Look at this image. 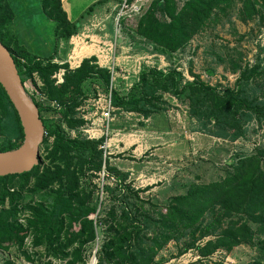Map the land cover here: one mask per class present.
<instances>
[{"label": "trees", "instance_id": "obj_1", "mask_svg": "<svg viewBox=\"0 0 264 264\" xmlns=\"http://www.w3.org/2000/svg\"><path fill=\"white\" fill-rule=\"evenodd\" d=\"M110 1L93 2L75 20L69 18L62 0H40V6L54 24L58 46L78 34L82 19ZM237 1L186 0L179 7L177 0H152L148 10L131 25V31L161 51L176 53L220 14L227 15ZM240 1L242 16L251 20L259 1ZM14 21L9 1L0 0V41L13 58L29 99L38 108L45 137L38 166L28 173L0 177V250H17L29 263L55 259L86 264L89 248L98 240L97 264H153L159 251L175 238L188 236L183 252L196 248L203 257L219 249L251 245L259 238L256 264H264V145L255 147L252 154L235 156L227 165L231 171L224 177L208 184H191L186 194L160 207L141 196L145 190L135 189L128 173L110 166L100 149L105 138L88 140L69 135L85 125L77 111L86 99L83 86L96 80L108 92L110 70L100 67L96 57L84 59L79 68L71 70L68 64L54 63L55 55L34 53L14 32ZM231 65L233 73L240 75L235 88L225 90L206 84L198 75L187 81L176 69L164 72L145 66L128 93L111 90L114 114L132 113L147 120L167 112L165 96L170 95L189 106L190 119L203 129L212 126L217 130L214 136L244 140L251 126L264 127V100L257 93L264 67L260 62L245 68L234 62ZM60 70L65 71L63 83L56 85L52 77ZM34 76L42 87L36 89ZM27 81L31 89L25 86ZM38 91L58 109L41 104ZM49 116L56 118L47 124ZM22 142L18 115L0 86V152L13 151ZM103 169L116 183L104 186L105 204L99 205L98 199L94 200L97 185L86 181ZM209 237L214 239L196 245ZM3 264L15 263L7 260Z\"/></svg>", "mask_w": 264, "mask_h": 264}, {"label": "rangeland", "instance_id": "obj_2", "mask_svg": "<svg viewBox=\"0 0 264 264\" xmlns=\"http://www.w3.org/2000/svg\"><path fill=\"white\" fill-rule=\"evenodd\" d=\"M8 1L15 13V27L13 26V30L14 32L15 30L17 31L20 40L33 49L35 53H39L38 43L41 38L42 42L46 43V47L53 43L54 49V38H47L48 34L43 36L40 31L41 24L45 20L41 15L40 0ZM62 1L71 20L77 19L87 6L95 2V0ZM112 1L111 5L107 3L109 6L106 7L108 8L103 7L104 5L98 7L90 17H85L80 23L78 34L73 37H82V33L85 32L87 35L86 43L84 41L78 43L76 39L71 42V38L69 42L63 44L60 54H55L54 62H67L74 48L75 53H77L82 49L91 50V45L99 44L104 50L108 49L106 47L111 46L112 50L119 51H117L115 56L117 62L114 64L115 71L119 75L117 76L115 73L112 85L113 89L121 94L128 93L132 86L138 82L140 71L145 66L157 68L164 72L176 69L183 74L187 81H193L194 77L198 75L203 82L217 87L219 90L235 88L236 80L240 74L239 72L233 73L231 62L240 65L242 68L252 67L260 62L261 66L264 67V9L262 8V0H258V5H256L257 12L251 20H247L246 17L242 16L243 4L238 0L232 9L227 11V15L220 14L219 19L211 23L203 33L193 38L184 49L172 54L157 49L153 44L131 31V25H135L137 17L148 10L152 0H134L132 4H127L126 0ZM177 1L179 7L186 2V0ZM93 16H98L97 20L103 19V21L99 22L100 24L93 22L94 24L92 23L91 25L88 19ZM157 16L161 20L164 19L160 13H157ZM90 31L92 32L91 34ZM88 35L93 37L97 35V37L96 39H91ZM98 38H100L99 42H97ZM46 51L40 52L45 54ZM132 54L137 56L135 59L141 60V68L136 71H134V63L127 62L124 59V57H129ZM81 55H84V53H81ZM109 58L111 56L107 55V53L101 55L99 66L107 67L110 65ZM116 67L119 68L116 69ZM34 83L36 84V89L42 87L41 81L36 76H34ZM25 86L27 89L32 88L30 81H27ZM257 88L258 95L264 100V79L258 81ZM83 89L86 99L82 105H85L89 100L95 99L99 93H108L96 80L88 81L83 86ZM38 92L41 93L40 91ZM165 100L169 102L167 112L156 115L157 117L152 125L153 130L149 131L155 132L153 134H157V132L167 133L166 135L164 134L167 137V141L163 143L168 144L162 147L167 145L177 147L178 156H172L169 154L171 151L165 150L161 153L163 158L156 153L157 160L154 163H157L156 166L159 171L156 169L151 171V176L149 175V177L153 181L148 183L145 188H139L140 183L138 184L137 179L135 181L129 179V182H134L132 184L135 189L145 190L141 194L142 197L151 199L152 202L160 205V207H165L175 197L186 194L191 184H208L224 177L226 172L231 171V168L227 167V165L232 164L235 156L238 158L252 154L255 147L264 145V127L251 126L249 135L244 140L230 141L229 139H222L213 135V132H217V130L213 129L212 126L203 129L200 123L196 120H191L187 104L170 95H166ZM79 114L78 112V117L80 116ZM118 115L136 114L123 113ZM55 118V116L46 117V123H52ZM118 122L123 124L122 126L125 127L124 130L126 132L144 130V127L139 126V124L137 127H133V125L137 124L133 118L128 121L120 118ZM113 123H117L115 119ZM69 135L73 137L70 132ZM155 149L158 148H152L153 153ZM112 151L111 149L108 152L109 155L107 154L108 160L112 155ZM129 151L130 149L120 152L116 154V157L125 164H129L128 159L130 158L127 154L130 153ZM149 151L151 150L147 152ZM42 153L41 149V159ZM154 176L156 178L153 179ZM90 180L92 184L98 187L94 200L96 201L97 198L99 205L100 202L105 204L106 195L105 192L101 193L102 183L100 177L97 175V177L87 180L86 183L89 184ZM188 239L189 237L187 236L171 240L159 251L153 264H256L259 262L257 258L258 249L262 241L259 238H255L251 245H240L230 251L219 249L207 257L201 256L196 248H189L183 252ZM211 239H214V237L200 240L196 245L202 246ZM97 244L98 240L89 248L86 264H93L92 259L93 257L96 258L94 252ZM7 260H11L15 264H66V262L55 259H47L45 262L39 259L35 263H29L17 250H11L10 252L0 250V264Z\"/></svg>", "mask_w": 264, "mask_h": 264}, {"label": "crops", "instance_id": "obj_3", "mask_svg": "<svg viewBox=\"0 0 264 264\" xmlns=\"http://www.w3.org/2000/svg\"><path fill=\"white\" fill-rule=\"evenodd\" d=\"M111 3H113L112 0H111V2H108L109 5H111ZM25 4H27V3H25ZM108 4L104 5L103 7L108 8V7H106V6H109ZM98 7H100V6H98ZM40 8H41V6H40ZM95 11L96 10H94V12ZM40 14H41V12H40ZM41 15L43 16V18L45 20L41 24L40 31L42 32L43 36H46L48 34L46 36L47 38H50V37L54 38V36H53V34H54V24H53V22H51L50 20H48L45 17V15L43 14V11H42ZM90 16L91 15H89L88 17H90ZM28 17H30V16L28 15ZM97 18H98V16H93L92 18L88 19V21L91 23V25H92L93 22L94 23L97 22L98 24H100L99 22H102L103 19L97 20ZM84 19H82V21ZM14 27H15V24H14ZM15 33H16V35L18 34L16 30H15ZM91 33L92 32L90 31V34ZM82 34L85 37H87L85 32H83ZM106 35H108V34H106ZM88 36H90L91 39L92 38L96 39V37H97V35H94L96 37H93L91 35H88ZM109 36H110V34H109ZM100 38L104 39L103 37H100ZM100 38H98L97 42H99ZM41 39H40V41L38 43V51H39V53H36V54H38L40 56H52V55H55V54H60V51L62 50V47L64 46L63 45L64 43H60L59 46H57L55 44V47L53 49V43L49 44V46L46 47L45 46L46 43L42 42ZM23 45L26 48H28L29 50L33 51V49L28 47V45H26L24 42H23ZM57 48H58V51H57ZM40 51H46V53L45 54H43V53L41 54ZM102 52H103V49H102V47L99 44L93 45V47H91V50L82 49L81 51H79V52L74 54V56H73L74 64L78 65L84 58H90V57H96L99 60V62H101L100 58H101V55H103ZM81 53H84V55H81ZM130 58L134 59V58H137V56L132 54V55H130ZM64 63H66V62H64ZM130 63H133V62L130 61ZM58 64L60 65V62H58ZM115 116H116L115 120H116L117 123H112V125H111V135H112V137H111V140H110V146L112 147L111 149L114 152L112 151V155H111V157L109 159L110 160L109 162L111 163L110 166L115 167L116 169H118L122 173H128L130 180H133V181H135L136 179L138 180V184L140 183L139 188H145L148 183L153 181L152 178L149 177V175L151 176V171L152 170L154 171L155 169L159 171V168L156 166L157 163H154L157 160L156 153L159 154L160 157L163 158L161 153H162V151L165 150V151H168V152L171 151L169 154L172 155V156L173 155L178 156L179 152H177V147H173V146L171 147L169 145H167L166 147H162L165 144H168V143H165V144L163 143L164 141H167V139H166L167 137L164 136V134L166 135L167 133L163 134L162 132L161 133L157 132V134H153L155 132L152 133V132L149 131V130H153L152 129L153 128V126H152L153 125V121L155 120V118L157 116H154V117L149 118L147 120H144L141 117H138L136 115H115ZM119 117L123 118V119H125L127 121L133 118L137 122V124L133 125V127H137L140 122H143L144 126H141V127H144V130H132L130 132H126L124 130L125 127L122 126L123 124H120V122H118L120 120ZM139 126H140V124H139ZM152 148H158V149H155L154 150L155 152L153 153L152 152ZM129 149H130L129 152L131 153V154L127 153L129 158H130V159H128L129 160V162H128L129 164H125L121 159H118L116 157V154H118L120 152L128 151ZM148 150H151V151L147 152ZM114 153H115V155H113ZM162 170H163V167H162ZM154 178H156V177L154 176L153 179ZM132 183H134V182H132Z\"/></svg>", "mask_w": 264, "mask_h": 264}, {"label": "water", "instance_id": "obj_4", "mask_svg": "<svg viewBox=\"0 0 264 264\" xmlns=\"http://www.w3.org/2000/svg\"><path fill=\"white\" fill-rule=\"evenodd\" d=\"M0 86L15 109L23 131V142L13 151L0 152V177L28 173L38 166L45 127L38 108L29 99L15 62L0 41ZM93 264H97L95 257Z\"/></svg>", "mask_w": 264, "mask_h": 264}, {"label": "built area", "instance_id": "obj_5", "mask_svg": "<svg viewBox=\"0 0 264 264\" xmlns=\"http://www.w3.org/2000/svg\"><path fill=\"white\" fill-rule=\"evenodd\" d=\"M84 37V39H83ZM86 38L83 34L82 37L77 36V38L72 37V41L74 39L77 40V42L84 41L86 43ZM75 45V44H74ZM93 47L92 45L90 48ZM108 49H103V55L107 53V55L111 56L110 62L107 68L111 72V85L110 89L107 94H98L95 99L89 100L85 105H82L81 108L79 107L78 112L80 113L79 118L83 119L85 121V125L81 127L78 132L72 131L70 134L74 137H77L78 135H81L82 137L88 139V140H99L101 138H105V141L102 146H100V149L104 153V158H107L108 152L111 150L110 146V140H111V124L114 122L115 119V111L116 109L112 106L111 101V90L113 89V81L115 79V73L118 76L119 74L115 71V62H117L115 56L117 54V50H112L111 46L106 47ZM75 48L73 49L72 55L69 57L68 61L66 63H60V65L68 64L69 68L71 70H75L79 68L81 61L78 65L74 64V56ZM126 61H132L134 63V71L141 68V60L133 59L129 57H124ZM98 60V59H97ZM113 60V61H112ZM57 63L58 62H54ZM99 65V61H98ZM101 67V65H100ZM119 67H116V69ZM64 70H60L57 72L52 79L55 81L56 85L63 83V76H64ZM38 100L41 104L58 109V105L55 102L50 101L43 93H37ZM71 136V135H70ZM72 137V136H71ZM98 176L101 179V193L104 192V186H114L116 183V180L113 176H110L105 169H103ZM99 248V244H97L96 250L94 252V255H96L97 250Z\"/></svg>", "mask_w": 264, "mask_h": 264}]
</instances>
